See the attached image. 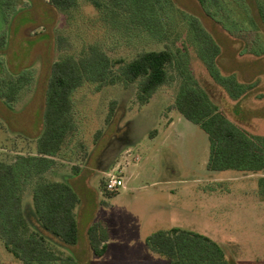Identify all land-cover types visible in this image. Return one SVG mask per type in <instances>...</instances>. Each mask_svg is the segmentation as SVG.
<instances>
[{"label":"rangeland","instance_id":"obj_1","mask_svg":"<svg viewBox=\"0 0 264 264\" xmlns=\"http://www.w3.org/2000/svg\"><path fill=\"white\" fill-rule=\"evenodd\" d=\"M172 1L176 10L197 18L218 41L222 73L235 74L250 88L232 99L190 49L201 86L230 119L264 136V54H252L248 47L256 35L229 33L204 13L197 0ZM60 37L68 40L69 51L101 44L114 58L133 54L128 45L117 43L118 37L105 28L91 5L83 3L68 17L48 0H0V76L26 70L32 75L13 108L0 99V160L36 153L51 65L61 55ZM179 37L183 39L185 33ZM177 85L174 78L144 104L137 100L135 86L94 90L87 84L75 91L79 129L70 144L82 147H76L78 153L72 156L67 148L49 175L68 183L79 196L77 243L68 245L52 237L80 264H169L145 240L157 230L172 227L215 240L230 264H264V197L259 182L264 171L208 170V135L172 108ZM113 100L114 115L106 123ZM108 172L124 181L114 196L101 190ZM24 207L30 225L51 239L32 215L29 193ZM98 220L107 223L109 233L102 256L93 254L87 236ZM0 264H22L1 240Z\"/></svg>","mask_w":264,"mask_h":264},{"label":"trees","instance_id":"obj_2","mask_svg":"<svg viewBox=\"0 0 264 264\" xmlns=\"http://www.w3.org/2000/svg\"><path fill=\"white\" fill-rule=\"evenodd\" d=\"M204 13L233 35L253 32L250 53L264 54V0H197ZM55 9L73 17L83 3L98 12L106 29L128 45L133 54L111 57L101 44L68 50V40L59 38L60 57L51 65L45 93L43 129L36 140L35 154H17L12 161L0 160V240L22 264H80L65 254L62 243L78 241L75 208L80 199L65 181L49 174L57 158L78 153L71 145L78 133L74 93L84 85L94 90L104 86H135L137 100L148 103L156 91L174 78L178 85L172 108L202 128L209 139L207 168L211 171H264V136L256 135L230 119L199 83L190 60V49L211 78L232 99L250 88L235 74L222 73L218 65L221 47L195 17L184 16L172 0H48ZM185 37L181 39L180 34ZM153 45H161L151 47ZM32 80L31 71L0 76V99L13 108ZM116 101H111L105 122L111 121ZM100 131H98V134ZM77 170L78 167H73ZM264 197V176L259 179ZM102 193L114 196L101 184ZM29 193L32 215L53 241L30 225L24 207ZM94 255L108 248V226L104 220L87 230ZM58 242V243H61ZM147 247L169 264H230L222 246L210 237L172 227L146 237ZM61 243V244H62Z\"/></svg>","mask_w":264,"mask_h":264},{"label":"built area","instance_id":"obj_3","mask_svg":"<svg viewBox=\"0 0 264 264\" xmlns=\"http://www.w3.org/2000/svg\"><path fill=\"white\" fill-rule=\"evenodd\" d=\"M122 186H124V181H123L122 176L114 174L112 172L107 173V178L105 182L106 190L117 191Z\"/></svg>","mask_w":264,"mask_h":264}]
</instances>
